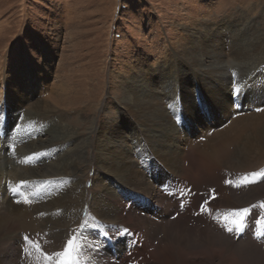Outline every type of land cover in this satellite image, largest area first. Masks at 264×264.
I'll list each match as a JSON object with an SVG mask.
<instances>
[{
	"label": "bare ground",
	"instance_id": "bare-ground-1",
	"mask_svg": "<svg viewBox=\"0 0 264 264\" xmlns=\"http://www.w3.org/2000/svg\"><path fill=\"white\" fill-rule=\"evenodd\" d=\"M177 26L175 57L161 54L159 72L137 57L125 74L111 75L137 84L120 87L127 113L108 117L105 104L99 120L81 123L82 132L61 120L72 107L71 90L61 80L53 84V53L47 49L39 64L10 53L13 69L0 82V264H61L57 253L69 240L72 264H264V226L256 224L264 217V89L251 86L255 77L246 87L230 86L222 68L202 70L200 57L218 53L223 27L202 26L205 53L198 24ZM188 41L200 57L191 58ZM174 67L179 76L170 78ZM169 79L179 82L171 95ZM122 96L114 89L113 98ZM32 101L42 105L26 111ZM7 119L28 137L16 136L13 148ZM93 143L97 184L88 204L79 164L93 160ZM83 203L88 212L72 232L67 227ZM245 207L244 230L228 232L232 211Z\"/></svg>",
	"mask_w": 264,
	"mask_h": 264
},
{
	"label": "rangeland",
	"instance_id": "rangeland-1",
	"mask_svg": "<svg viewBox=\"0 0 264 264\" xmlns=\"http://www.w3.org/2000/svg\"><path fill=\"white\" fill-rule=\"evenodd\" d=\"M185 22L198 24L194 34L202 35L198 43L202 44L205 53L208 47L203 43V31L200 33L202 26H209L213 30L223 27L224 41L217 39L216 43L218 47L221 42L218 53L200 57L194 51L199 52L201 48L196 45L193 47L191 41L186 43L192 59L197 56L203 59L204 72L210 75L214 69L222 68L226 75L230 74V86L240 87H246L255 77L257 84L253 82L251 86L264 89V0H0V82L4 80L2 72L13 69L11 52L19 51L39 64L49 49L55 60L52 83L56 84L61 80L71 90V99L67 103L72 104V107L66 110L68 115L61 120L65 123L66 120L71 121L72 127L82 132L83 121L90 124L96 118L99 120L102 114L111 118L119 117L116 109L120 113H127L128 109L124 108L122 102L125 93L120 87L130 90L131 86L137 87V84L123 83L120 79H113L111 75L114 72L125 74V64H135L137 57L142 62H151V65L156 66L154 71L159 72L157 60L161 54L175 57L173 44L180 37L177 25ZM178 53L181 59H189ZM188 63L192 64L191 61ZM178 69L179 67H174L169 70V77L179 76ZM189 74L193 78L199 76L198 72L190 71ZM58 75L60 76L56 79ZM178 85L177 80L169 79L164 87L171 95ZM114 89L117 94L123 95L118 100L113 98ZM163 90L159 91L162 93ZM91 95H94L92 99ZM96 96L99 98L91 102ZM194 96L198 98L196 104L201 105L199 94ZM162 101L166 110L171 113L172 104L165 97H162ZM105 104H109L110 108ZM41 105L42 103L32 101L31 106L21 109ZM87 106H91L90 109ZM112 106L115 107L114 110ZM91 112L93 115L89 114ZM91 116V121V118H85ZM233 119L234 115H231L230 120ZM9 121L11 119L6 122L9 128L6 135L13 134L12 130L15 129ZM123 121L128 120L123 117ZM184 128L182 123L179 129ZM16 136L28 138L23 131L15 132L10 138L11 148ZM96 145L93 143L88 146L91 154V148ZM80 154L82 157L86 155L85 151ZM92 158L89 163L79 164L86 175L90 195L85 201L88 204L93 201V188L97 184L93 183L96 166L93 154ZM88 204L76 207V215L71 218L68 230H80L81 221L88 212ZM256 244L261 246L257 242Z\"/></svg>",
	"mask_w": 264,
	"mask_h": 264
},
{
	"label": "snow or ice",
	"instance_id": "snow-or-ice-1",
	"mask_svg": "<svg viewBox=\"0 0 264 264\" xmlns=\"http://www.w3.org/2000/svg\"><path fill=\"white\" fill-rule=\"evenodd\" d=\"M247 182V181H245ZM229 183H231L229 181ZM249 208L245 207V208H240V209H234L232 211V216L234 217L231 220V227H227V231L228 232H233V231H238V232H242L244 230V228L246 227V219L247 216L249 214ZM223 219L225 221L228 220V216H224ZM257 225L260 226H264V217H261L260 219H257L256 221ZM74 251V241L73 240H69L68 245H67V249L64 253H57V255H63L64 259L61 261V264H72L73 262V257H72V253Z\"/></svg>",
	"mask_w": 264,
	"mask_h": 264
}]
</instances>
